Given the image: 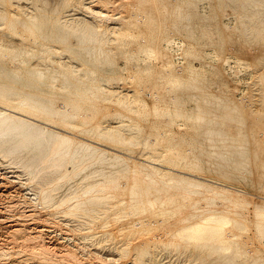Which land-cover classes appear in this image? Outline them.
<instances>
[{
    "label": "bare ground",
    "instance_id": "1",
    "mask_svg": "<svg viewBox=\"0 0 264 264\" xmlns=\"http://www.w3.org/2000/svg\"><path fill=\"white\" fill-rule=\"evenodd\" d=\"M21 1L23 3V0H0V155H2V157L6 155L15 156L23 151L29 150L31 146H38L39 148L38 147L37 148L39 150V154H37V157L35 156L36 158L35 159L33 158L34 160L31 159L32 157H30V159L28 158L29 160H27L26 157L25 159L30 163L27 164L26 166L24 165L25 167L23 166L22 167L25 169V171H27L28 183L26 185L30 186L33 183L37 182V180L40 179V176L42 177L41 178L42 182L40 183V186H38L39 187L38 190L35 189L36 187L35 188L33 187L34 186L33 184L32 187L34 188L33 190L34 193L30 192L31 193L30 195H32L33 197H28V196L24 197V195L21 196L20 195L21 192L17 191L18 189L13 190L15 188L14 187L15 185L13 186L12 184V187L11 184L10 186L8 185L9 182L7 186L5 185L3 186L0 183L2 187H4V189L0 188V204L1 205L3 204L1 202L4 201V199L7 198L13 199L15 197H19L21 199L25 198L24 201L21 202L25 203L24 205L27 204L30 207L32 204L31 205L29 204L33 203V204H37V206H42L44 209H46L49 206L53 207L54 209L49 208V210L52 209L51 210L52 213L55 211V208L58 210L61 209L63 210V213H65L63 214V216L74 215L75 217L79 216L81 218L83 216H88L90 217L89 219L91 221L88 220L87 221L91 222L92 228L94 230L95 229L102 230V233L105 234L109 232V236L111 235L110 238H112V240L118 241L119 239H124L123 240L124 242L122 240L121 242L125 244L117 246L119 248L121 247L120 250L121 252L123 251L122 253L128 252L126 251V248L128 249V247L131 246L133 247L134 251H137L136 253L139 254L140 260L143 261L146 256H150V257L154 256L156 247H158L161 244L162 245L165 244L168 247L167 249H169V245L175 244L177 245V247L176 246L175 248L172 247V249L174 248L176 250L178 247L183 248L189 246V244L192 242H196L197 245H202V247L205 246V248L208 247L212 249L211 251L214 250L216 253L223 252L225 253V255H227L226 258H228L229 255L235 252V248L233 244L237 245L241 242L244 245L249 246V249H247L248 257H250V254L252 256V254L256 253L259 247L258 248L251 247L253 242L251 241L250 238L251 236L247 234V229L249 227L247 224L248 212L246 210V207H244L241 201L238 199V194H240L241 192L239 193L238 192L239 190L232 187H228L227 185L224 184V182L223 184L218 182V180H215L216 178L214 179L215 181L214 180L212 181L210 177L207 176V174L204 172L205 170L203 171V165L200 160L201 157L198 158L196 156L195 150L197 149L196 146L198 143L194 147L192 142V141L195 142L197 137L195 136L196 137L195 140L194 139L189 140L185 137V135L187 136L191 134V130L189 128V125L187 124H194L190 122L195 121V125L199 124L204 128L203 131L204 146H205L204 148L208 159L207 162H209L208 168L210 170L208 172L211 173L214 170H216V172L217 170H221L219 176L222 177L221 179L227 182L228 181L233 182L234 180L236 181L238 180V182L240 183L239 180H243V182L252 180L253 182L256 183L255 185H258V187L262 186V191H264V87L262 88L263 89L262 92L259 90V92L262 93L261 95L260 94L254 95L253 91L250 92L248 91L249 93L247 94L245 93L241 98H237V96H235L236 94L235 95L231 94L229 96L230 100H226L228 104V108L226 109H218V108L210 109L208 107L198 108L197 111H195L196 113L198 112V114H196L197 116L194 115L196 117L187 114L188 111H186V108L184 107V99L179 97L181 100V104H180L181 106L179 105H178L179 107L177 106L179 108L177 114L183 118V119L181 118L180 121L183 120L184 123H180V121H177L175 117L173 118L171 116L172 114L170 115V113L168 112L169 109L166 110V108H164L163 105L168 95H170L173 98V102L175 103L178 102L179 100L177 97V93H179L180 91L181 92L185 91L184 89L186 88L191 89V91L193 89H196L193 90L195 92H192L193 93L192 96L196 100L202 93L205 92L204 89L201 88L202 80H200L196 76V74H193V72H191L190 74L191 80L188 82V84L181 80L179 74L180 71L183 69V65L180 64H179L180 66L177 65L175 63V59L182 55L183 52H181L182 50L180 49L181 48L183 49V45L182 46L179 45V42L176 41V38H169L166 39L167 46L164 47L161 43L162 35L165 34L164 32L170 29L176 31L179 28L180 29L186 28L188 30L187 32L185 29L186 33L189 34L190 33L189 31L193 33L195 31L193 29V19L195 16L194 11L198 14V8L200 2L204 3V1H209L210 12L199 14L198 16L204 21L207 20L214 21L216 25L219 26L220 23L217 18V9L215 6V2L217 1L222 8V13L224 17L225 16L229 17L230 13L232 12L237 17V23L235 26H229L225 24L220 25V27L222 28L219 34L220 43L224 46L227 43V41L230 40L229 33L231 32L242 33L243 36H246L247 38L249 36L248 31L250 29L248 31L246 30L248 26L245 25L244 22L245 18L243 17L246 15H242L241 13L234 12L233 8L230 5L236 0H195V1L165 0L164 3L162 2V0H119V1L99 0L98 3H100L101 7L104 8V9L101 8L99 10L92 8L93 6L90 7L84 4L82 1L76 2V0H65L63 6L64 5L69 6L71 4L74 5V3H76L73 10H75L77 13H79L78 11L80 12L85 11V13L89 12V15L91 14V16L93 17V21L94 18L97 19V22L99 23V24L97 23V25L94 22L91 21L90 22L92 23V26H97L98 28L100 27V29L88 30L85 28L88 31H86L84 36L83 35L82 36L84 41L87 40L89 37V42L98 44V48H100L99 52L102 51L104 52L103 54L105 55L106 53H108L109 50H111L110 52H112L111 48L109 50L105 49V44H104L105 41L103 43L99 40L101 36L106 34L105 33L106 31L108 32L112 29L110 24H115L117 22H120V28H119L121 29L120 35L121 38L123 37L122 40L120 38V45H121V49H123L124 51L127 49V53L124 56L126 60L131 62L135 59L136 54L144 53L145 55L149 56L148 58L150 59L154 58L157 61L156 65H145L143 68H140L138 64L128 63V66L126 68L128 72L125 70L127 74L129 73L128 76L127 77L120 76L122 82L125 81L124 82L125 85H127L129 81L133 82L134 85L133 83L132 85L135 86L136 89L133 92L131 91L133 90V88L129 91H125L126 92L125 95L127 96V98H130L128 102L127 101L125 102L122 98L116 97L113 94L114 92L124 93V90H126L125 87H118V89L120 90L118 91V90H112L116 86L114 88H109V89L103 88V84L101 82H99L98 80L94 81V79L91 78H86L85 80L79 79V81H77L76 78L78 77H76L75 73L71 71V69L73 70V68L71 69L66 68L62 64L63 62L60 63L59 60L56 59V56H58V54L60 53L58 52L59 49L57 50L55 48V47L58 48V46L54 47L53 44L61 43L59 39L63 38L64 40L63 36L66 37L67 34L65 33H67L68 31L66 29V32L65 33L63 32L64 35L62 37L60 36L61 34H59L57 25L58 23L62 22L63 15L61 12H59V9H57V7L56 9L58 11H54L53 13L54 17L52 18L51 16L48 17L47 12L49 10L48 8H51L52 5H56L59 1L57 2L56 0H40L39 3L40 2L42 3L41 5L42 8L41 7L39 8L38 4H33L32 6H30L29 5L30 3L26 5L23 3L25 6L24 5L21 6L20 5ZM61 1L62 0H60V2ZM242 1H239L238 8L245 9V7L248 6H245L246 5L245 4L242 7L240 5L242 4ZM247 1H251L253 6L255 5L254 3L256 1L257 3H259L260 6L262 5L264 9V0H258V1L247 0ZM90 2H92V0L89 1V4ZM193 3L196 4L197 6L195 10L192 9ZM257 3L255 6H257ZM259 5L258 7L260 8ZM262 6L260 9H262ZM255 8L257 9V7ZM109 10L112 11L114 10L115 13H113L114 11L110 12ZM256 12L257 11H255V13ZM262 13L264 12L262 11ZM253 15L254 14H252V16ZM257 15L258 14H255L256 17H258ZM65 16L67 17L68 15ZM247 16L249 17V15ZM247 16H246V20H247ZM221 20L223 19L221 18ZM249 20L252 21L254 20V18L253 19L250 18ZM256 20L257 18L253 23H256ZM73 21L75 23L74 19ZM73 21L71 22L73 23ZM258 22L259 21L257 20V24ZM107 24H109L110 25L109 27L111 28H107V27L105 28L109 30L106 29V31H104L103 29H101L104 26H107ZM248 25H250V23H248ZM256 25L254 27H256ZM260 25L261 24H258V26ZM117 26H114V28L112 29L113 32L115 31ZM206 27L208 28V26ZM77 28L78 27H76V29ZM260 28H264V27L260 26ZM255 29L256 28L252 30ZM62 30L65 31L64 28ZM69 30L71 31L72 29ZM252 30H250V32ZM185 31L183 32L185 33ZM260 31L258 30V33L260 35L258 36L259 38L261 37L264 40V31H262V29H260ZM84 32L85 31L83 30V33ZM217 32L218 30L216 29V33ZM72 33L74 32L72 31ZM179 33L181 32L179 31ZM191 33L190 35L187 36L192 37ZM69 35L71 36V33ZM108 36H111V34ZM187 36L185 35L183 37H187ZM115 37L116 36H114V38ZM78 40L77 38L76 39L73 38L72 41L78 42ZM116 40H119L118 37ZM257 40L258 39H256V41ZM77 42L76 44H79L81 42V39L79 40V43ZM101 43H103L104 45H101ZM81 45L80 48H82ZM92 45L93 44L91 43V46ZM83 47H87V45L86 46L83 45ZM174 48L179 49L180 52L177 53L176 51L173 52ZM87 50L88 49H86V51ZM195 50L196 49L194 47V51ZM185 51L187 52V50ZM99 52H97V54H99ZM188 52H189V48H188ZM113 53H115L114 50ZM86 55H88V53ZM41 56L43 57V59L41 58ZM112 56H117V55L112 54ZM60 58H61V54H60ZM106 58L107 60L108 59L110 60V58L112 57L108 58L106 56L105 59ZM39 59H42V61H39ZM60 61L62 60L60 59ZM97 61L99 62L100 60L97 59ZM111 61L109 62L112 63ZM70 62L73 61L71 60ZM109 62L106 63L109 64ZM114 66L115 64L110 67H114ZM51 71L53 73H50ZM263 72H264V68H263ZM98 74H100L98 71L91 70L92 78H94ZM115 79L118 78L116 77ZM70 80H73V83L78 84L81 88L85 90V92L84 91L80 92V89L74 90L75 89L73 87L74 85L72 86L74 89H70L69 88L70 86H66L68 85L66 82ZM143 82L144 85L142 84ZM75 86L77 87V85ZM146 89L149 90L148 91L149 93L147 92ZM236 89L238 90L237 86ZM64 91L68 95L63 97ZM234 93H236V91H234ZM220 95L223 96V94ZM226 95L227 94H225V96ZM148 96H150L151 99L146 98ZM216 102L217 101L215 100V102H208L206 104L209 106L210 104L213 105L216 104ZM223 107L225 108V105ZM108 117H114L115 119H119V118L123 119V117H128L131 118L132 120L137 121L140 124L134 121L133 123L134 124L136 123L135 125L137 126L138 129L137 133L138 134L140 133L141 137L136 136L137 134L134 135L132 138L131 137L127 138L128 136L124 137L122 135L123 133L121 131L122 129L120 130L119 128L116 127L118 125L112 126L115 121L112 122V125H110L111 123L109 124V122L111 120L109 122L105 120ZM118 122L116 121L117 124ZM39 123L42 125L45 124L44 125L45 127L46 124H51V126L55 124L56 126H58V128H60L61 126V128H65V130L67 131H75L74 133L77 134L76 136H80V135L87 136L90 138V140L92 139L93 141H96L99 145L95 146L94 145L95 142H93V144L78 142L79 140H76L78 137L74 139L72 138L73 135H70L71 137H69L68 135H61L63 133L57 131L58 130L57 127H56L57 130L55 129L54 131H57L59 133H57L56 135L52 134L49 132L48 128H45L44 126L43 128L42 125H40ZM126 126L128 127V125ZM174 127H177L178 131H173L172 129ZM62 131L64 130L62 129ZM132 132L134 134V131ZM64 133L66 134V132ZM195 133H197V131ZM50 135L51 137H49ZM198 136L200 135L198 134ZM190 137H194V136L190 135ZM80 141H84V140L80 139ZM51 143H54V145H50ZM45 144L50 146L44 147ZM100 144L104 146L110 145L113 147V148L111 147L113 150H116L119 153L120 152L128 153L127 155L129 157L128 158L124 157L123 155L117 154V152L112 153L114 152L113 150H111L112 151L111 152L109 150L100 148L102 147L100 146ZM251 145H253V149L251 148ZM200 147L202 149V146ZM44 148L45 151L43 150ZM28 153H30V151ZM23 158L17 157L16 161L18 162L15 163L17 164L22 162ZM205 158L204 157L202 158L203 161L205 160ZM140 160L141 161L144 160L145 163L141 162ZM66 163L71 164L73 166L72 171L75 172L80 171L79 172L80 175H81V171L87 169V167L89 170V167L96 164H108L111 167H117L120 165L123 166V172H118V173L115 172L117 173L116 175H114L113 172H112L113 174L106 175L108 173L105 172L106 174L104 173L105 174L104 175L102 172L100 173V170L95 171L90 176L88 177L86 176L85 178L91 179L90 177L93 176L98 177L97 174H101L102 177L104 176V179L100 178L101 180L99 179V181L95 179L97 180V182L95 181H94L95 183L91 182L92 184H89L87 186L85 185V187L82 188H79L78 187L79 184H78L77 185L78 188L76 190L70 188L73 192L71 193V191L69 192L67 191L68 195H66L67 194L66 193L65 194L66 196H63L61 199H59L58 197L59 199L58 200L56 195L55 197L53 195L55 189L54 190L51 189L53 188V185H51L52 182H50L51 179L48 181V178H53V177L56 178L58 174H56V176L54 174L53 177L49 175L48 177L47 175L48 172L46 170L52 169L53 173L57 171H62ZM67 166L69 168L70 165ZM67 166L66 169H68ZM96 167H98V165ZM92 168L90 170L94 169ZM49 172H50L49 174H51V170ZM68 172H67L68 174L67 173L62 175L60 174L61 176L59 175L60 179L58 180L60 181L63 180V182L65 180V182H67L66 177H69L67 175L72 173L71 171ZM61 173H63V171ZM58 180L56 182L54 181L55 183L54 185H56L57 182L61 183ZM252 181L251 183H253ZM79 183L80 185L81 183L85 184L86 181L85 183H83L81 180ZM60 187L61 186L57 188L60 189ZM106 189L108 193L105 192L103 194V192L106 191ZM108 190H111L114 194L118 196V198L117 200L115 198L116 207L114 210H110L109 208H108L109 210L106 209L108 213H110L109 211H111L112 215L110 217H107L105 215L107 217L106 220L105 219L102 220L103 218L102 216L104 215H102L101 209H98L101 211L99 213L98 210L97 211L95 210L94 206L97 208V206H99V204L101 203V200L105 198L104 195L110 194ZM55 193L57 194V192ZM204 199H209V200L205 201ZM111 200L112 201L114 200V196L112 197ZM216 200L225 204L226 207L221 209L215 206L216 204H214V202ZM201 202H205V204L202 205ZM219 202L218 204H220ZM255 202L257 203V201ZM252 203L254 204V202ZM9 208L12 209V206H10ZM43 208H41V210H43ZM41 210L40 212H42ZM104 210L103 212H106ZM6 211L10 212L11 210L8 209ZM1 213L2 212L0 210V214ZM95 213L98 214V216H95ZM59 214L60 213H57L55 214L57 216L53 215V217L55 216L56 218L58 216H62ZM12 215L15 216V214H11V216L9 217L0 218V225L6 224V222L11 223L9 226L6 224L7 226H5L4 228L6 229L8 228V231L10 232L12 237L11 239L14 240L13 241L14 243H19L20 240L28 241L25 242L27 243V245L28 243H30L29 241L31 242L35 241L34 243H37L36 247L34 246L32 247V249L34 250L31 252V256L33 255L32 256L33 259L36 260L43 259L42 263H44V260L48 261L49 259L47 258L48 256L51 255L52 257L54 254L60 253L61 255H63L60 256L61 258L58 257L59 259L57 258V260L51 258L50 260H55L54 262L57 261L56 263L64 264L67 261V260L65 261L66 258L64 257V255H66V257L68 256L67 259H69L70 254L73 253L75 255V253H77L75 252V250H73V247H71L72 249L70 250V248L66 246V243L64 244L63 242H59V240L57 242L55 239H53L55 235L53 237L52 235L56 233L55 231L56 229L52 231L50 228L47 229L46 221L48 218L45 219L43 215L40 214L38 215V213L36 214L33 211L28 213V215L26 216L20 215L25 220L22 219L20 216L16 217L18 219L15 218L14 220H12L13 219ZM66 217L67 216H65V219ZM78 219L79 218H77V220ZM79 220L81 221V223L83 222L82 221L83 219H79ZM84 223L86 222H83L82 224ZM61 225L62 224H60V226ZM67 225H69L70 227V224ZM84 225L82 226L84 227ZM73 229L76 230L75 227ZM88 229H90V226ZM255 229L257 235L255 237L261 240V246H263L264 248V220L261 223L256 224ZM80 231H83V229ZM91 231L88 232L87 234L92 235ZM60 232H62V230ZM77 232L78 231L76 230L75 233ZM64 233H60V235ZM95 233L97 234V232ZM72 234L74 235V233ZM78 234L80 233H77V235ZM83 234L84 233L82 232V236ZM73 235H69L70 237L71 236L72 237L71 238L67 237L65 241L70 240L72 243V241H74L75 238H77V236L74 238ZM102 236L105 237L107 235L103 234ZM78 239L77 241L81 240ZM224 239L229 240L230 244H225L223 242ZM255 240L256 239H254V241ZM83 242L84 241H82V243ZM86 242H88L87 239ZM76 243L78 244V242ZM259 243L255 242V244H259ZM19 245L21 246L22 244ZM25 245L23 244V246L26 248L27 245L26 246ZM30 246L31 244H29L28 246L29 249L31 248ZM79 246L80 248L77 247V250L80 249L82 251L81 247L83 246H81V244ZM23 248L22 250L21 249L19 250L23 251ZM83 248H84L83 249L84 253L86 254L87 251L85 252V247ZM0 250L2 251L4 250V248H0ZM80 250L78 251V254H80L79 253ZM238 250L239 249H237V251ZM134 251H129V252L133 253ZM162 251H159V253ZM121 252L120 255L123 257L124 254L122 255ZM257 253H259V258L256 261L259 263L260 261L264 260V255H262L264 251L261 252L262 254H260V252ZM74 255H71V258ZM57 256H59V254ZM77 256L78 255L76 254V257ZM130 256H132V254H130ZM76 257H74V259ZM126 258H127L126 256L125 258L123 257L124 260ZM198 258L200 259V257ZM202 258L203 257H201V259ZM41 260L40 263L37 261L38 264H41ZM100 260L101 258L99 259V262ZM119 260L116 258L115 259L112 258V260L109 259V262L113 261L114 262L113 264L115 263L117 264ZM27 261L28 259L25 260L22 259L16 262L14 261L13 263L11 261L10 264H24V263L27 264L26 263ZM69 261H73V259L72 260L69 259ZM78 261H74V262H78ZM152 261L156 262L155 258ZM49 262L51 264V261Z\"/></svg>",
    "mask_w": 264,
    "mask_h": 264
},
{
    "label": "rangeland",
    "instance_id": "2",
    "mask_svg": "<svg viewBox=\"0 0 264 264\" xmlns=\"http://www.w3.org/2000/svg\"><path fill=\"white\" fill-rule=\"evenodd\" d=\"M30 1V2H29ZM26 0V2H25V0H23V3L26 5V4H28V3H30L29 5L30 6H32L33 4H38V6H39V8L41 7V5H42V3L40 2L39 3V1L40 0ZM37 1V2H36ZM58 3L56 4V5H52V7L51 8H48L49 10H48V12H47V16L48 17H50L51 16V18L52 17H54V15H53V13H54V11H58L57 9H59V12H61L62 13V15H63V19H62V22H60V23H58V25H57V28H58V31H59V34H61L60 36L62 37L63 35H64V33L66 32V29H67V33H65V34H67L66 35V37H68V38H66L65 36H63L64 37V40H63V38H60L59 39V41L61 42V43H57V44H53V46L55 47V46H58V48L57 47H55L57 50H58V52L61 54V58H60V54H58V56H56V59L57 60H59V62L60 63H62L66 68H73V70L71 69V71L73 72V73H75V75H76V77H78V78H76L77 79V81H79V79H82V80H85L86 78H91V79H94V81L95 80H98L99 82H101L102 84H103V88H106V89H109V88H114L115 86V88L114 89H112V90H118V91H120L119 89H118V87H125L126 88V90H124V93L123 92H114L113 94L116 96V97H120V98H122L125 102L127 101L128 102V100H130V98H127V96L125 95V91H129V90H131L132 88H133V90H131L132 92L133 91H135L136 89H135V86H133L134 85V83L133 82H128L127 83V85H125V81L124 82H122V80H121V77H127L128 76V74H127V70H126V68H127V66H128V63L129 64H138V66H140V68H143L145 65H156L157 64V61L154 59V58H148L149 56H147V55H145L144 53H138V54H136V57H135V59L133 60V61H131V62H129L128 60H126V58L124 57L125 55H126V53H127V49L124 51L123 49H121V45H120V38H121V35H120V32H121V29H119L120 28V22H117V23H119V24H117V23H115V24H110L111 25V27H112V29L114 28V26H117V28L115 29V31L113 32V30L111 29L110 31H106V29L107 28H111V27H109L110 25L109 24H107V26H104L103 28H101V29H103L104 31H106L105 33V35H103V36H101V38H100V40L99 41H101V42H103L104 43V41H105V49L106 50H109L110 48L112 49V52H110L111 50H109L108 51V53H106V55L105 54H103L104 52H102V51H100L99 52V50H100V48H98V44H94L93 42H89V37H88V39L87 40H83V36H84V34L86 33V31H88V30H96V29H100V27L98 28L97 26H92V23L91 22H94V23H96V25H97V19H95L94 18V21H93V17L91 16V14L89 15V12H87V13H85V11H83V12H80V11H78L79 13H77L75 10H73L74 9V6L76 5V3H74V5H69V6H63V3H64V1L65 0H62L61 2H60V0H56ZM77 1H82L84 4H86V5H88V6H90V7H92V8H95L96 10H99V9H101L102 7H101V4L100 3H98V1L99 0H92V2H94V3H92V2H90V4H89V1H91V0H76V2ZM97 2V4H96V2ZM112 1H115V0H112ZM119 1V0H118ZM195 1V0H194ZM193 1V2H194ZM239 1H242V0H236L235 2H233V3H231L230 5H231V7L233 8V10H234V12H238V13H241L242 15H249V17L247 16V20H246V16H243L244 18H245V20H244V22H245V25H247L246 27V30L248 31L249 29L250 30H252V29H254V28H256L255 30H252L251 32H250V30L248 31V37L246 38V36H243V34L242 33H235V32H231V33H229V37H230V40H228L227 41V43L223 46L221 43H220V32H221V30H222V28L220 27V25H229V26H235L236 25V23H237V17L234 15V13L232 12V13H230V16L229 17H224V15H223V13H222V8H221V6L219 5V3L216 1L215 2V6H216V9H217V18H218V20H219V23H220V25L219 26H217L216 25V23L214 22V21H204L203 19H201L198 15L199 14H204V13H209L210 12V3H209V1H204V3L203 2H200V5H199V8H198V14L194 11V19H193V29L195 30L193 33H191V31H189L190 33H191V36L192 37H189V36H187V35H190V33L188 34V33H186V31L188 32V30L186 29V28H182V29H177L176 31L175 30H168V31H165L163 34L164 35H162V41H161V43H162V45L164 46V47H166L167 45V40L166 39H169V38H176V41L177 42H179V45H183V49H184V51H183V49L181 48L180 50H182L181 52H183L182 53V55L181 56H179L178 58H176L175 59V63L177 64V65H183V69L180 71V74H179V76L181 77V80L182 81H184L185 83H187L188 84V82L191 80L190 79V74H191V72H193V74H196V76L200 79V80H202V86H201V88L202 89H204V93H202L198 98H197V100L195 99V98H193V96H192V92H195V91H193V90H196V89H193L192 91H191V89H188V88H186V89H184L185 91H180L179 93H177V97H178V102H173V98L170 96V95H168L167 97H166V101L163 103V105H164V108H166V110H168V112L170 113V115L174 118L175 117V119L177 120V121H180L181 120V116L180 115H178L177 113V111H178V107L179 106H181L180 104H181V100H180V98H183L184 99V107L186 108V111H188L187 112V114L188 115H190V116H194V115H196V114H198V112L196 113L195 111H197V109L198 108H202V107H204V108H210V109H214V108H218V109H226V108H228V104H227V102H226V100H230V95L231 94H236L235 96H237V98H241L245 93L247 94V93H249L250 91H253V93H254V95H261L262 93H260L259 92V90L262 92V88L264 87V72H263V68H264V40L261 38H259V33H258V30L260 31V29H262V31H264V28H260V26L261 27H264V20H262V19H264V13H262V11L264 12V9H263V6H262V9H260L261 8V6L259 5V3H257L256 1H255V5H256V3H257V6H253V4L251 3V1H245V0H243L242 1V4H240L242 7L245 5V6H248V7H245V9H243V10H245V11H243L241 8H238V3H239ZM245 1V2H244ZM258 1V0H257ZM162 2L164 3L165 2V0H162ZM22 1L20 2V5L21 6H23L24 4L22 3ZM195 3V2H194ZM193 3V5H192V9H196L197 8V6H196V4H194ZM40 4V5H39ZM60 4H61V6H60ZM99 4V5H98ZM248 4H250V5H248ZM24 5V6H25ZM258 5L260 6V8L258 7ZM54 7V8H53ZM56 7H57V9H56ZM68 7V8H67ZM100 7V8H99ZM250 7H253V8H250ZM255 7H257V9L255 8ZM42 8V7H41ZM62 9V11H61V9ZM98 8V9H97ZM52 9H54V10H52ZM56 9V10H55ZM65 9V10H64ZM70 9V10H69ZM102 9H104V8H102ZM252 9H253V11H252ZM256 9V10H255ZM73 10V11H72ZM247 10H248V13H247ZM250 10V11H249ZM52 13H51V12ZM64 11V12H63ZM70 11V12H69ZM110 12L112 11V10H109ZM114 11V10H113ZM112 11V12H113ZM243 11V12H242ZM255 11H257L256 13H255ZM259 11H261V12H259ZM71 13V14H69V13ZM244 12H246V13H244ZM251 12V13H250ZM76 13V14H75ZM80 13H82V14H80ZM113 13H115V11L113 12ZM260 13V14H259ZM77 14H79V15H77ZM252 14H254L253 16H252ZM255 14H258L257 16L258 17H256L255 16ZM263 14V15H262ZM53 15V16H52ZM65 15H68L67 17L65 16ZM69 15H71V16H69ZM73 15V16H72ZM75 15V16H74ZM223 15V16H222ZM250 15H251V17H250ZM254 18V20H252V21H250L249 19L251 18V19H253ZM67 20H66V19ZM79 18H81V19H79ZM221 18L223 19V20H221ZM249 18V19H248ZM257 18V20L259 21L258 22V24H261L260 26H258V24H257V20H256V23H253V22H255V19ZM259 18H262V19H259ZM73 19L75 20V23H74V21H73ZM65 20H66V22H65ZM80 20V21H79ZM84 20V21H83ZM71 21H73V23L71 22ZM77 21H78V23H77ZM81 21H82V23H81ZM91 21V22H90ZM96 21V22H95ZM261 21H262V23H261ZM80 22V23H79ZM87 22H89V23H87ZM247 22V23H246ZM71 23V24H70ZM85 23H86V25H85ZM210 23V24H209ZM248 23H250V25H248ZM61 24H62V26H61ZM66 24V25H65ZM70 24V25H69ZM74 24V25H73ZM81 24V25H80ZM88 24V25H87ZM99 24V23H98ZM251 24H252V26H251ZM257 24V25H256ZM69 25V26H68ZM73 25V26H72ZM78 25V26H77ZM95 25V24H94ZM213 25V26H212ZM256 25V27H254ZM59 26H60V29H59ZM66 26V27H65ZM85 26V27H84ZM205 28H204V27ZM206 26H208V28L206 27ZM62 27V28H61ZM69 27V28H68ZM74 27V28H73ZM76 27H78L77 29H76ZM79 27H80V29H81V31H80V29H79ZM94 27V28H93ZM105 27H107V28H105ZM209 27H211V28H209ZM214 27V28H213ZM65 29V31L64 30H62V29ZM88 29V30H86V29ZM105 28V29H104ZM204 28V29H203ZM219 28V29H218ZM252 28V29H251ZM258 28V29H257ZM260 28V29H259ZM69 29H72L71 31L69 30ZM74 29V30H73ZM85 31L84 33H83V30ZM184 29V30H183ZM185 29H186V31H185ZM215 29V30H214ZM216 29L218 30V32L216 33ZM61 30H62V32H61ZM80 31V33H79V31ZM107 30H109V29H107ZM210 30V31H209ZM70 31V32H69ZM72 31L74 32V33H72ZM78 31V32H77ZM175 31V32H174ZM178 31V32H177ZM179 31L181 32V33H179ZM183 31H185V33L183 32ZM213 31V32H212ZM64 32V33H63ZM113 32V33H112ZM116 32V33H115ZM177 32V33H176ZM183 32V33H182ZM205 32V33H204ZM215 32V33H214ZM71 33V36L69 35ZM77 33V34H76ZM173 33V34H172ZM250 33H253V34H250ZM255 33H258V34H255ZM260 33H261V31H260ZM75 34H76V36H75ZM111 34V36H108V35H110ZM167 34V35H166ZM176 34V35H175ZM179 34V35H178ZM183 34V35H182ZM216 34V35H215ZM11 35V34H10ZM83 35V36H82ZM172 35V36H171ZM187 36V37H183V36ZM257 35V36H256ZM259 35V36H258ZM69 36H70V39H69ZM73 36V37H72ZM75 36V37H74ZM113 36V37H112ZM114 36H116L115 38L117 39V37H118V39L119 40H116L115 38H114ZM176 36V37H175ZM178 36V37H177ZM212 36V37H211ZM227 36V35H226ZM79 37H80V39H81V42L79 43ZM189 37V38H188ZM66 38V39H65ZM73 38L74 39H76L77 38V40H78V42L77 41H72L73 40ZM123 38V37H122ZM122 38H121V40H122ZM105 39V40H104ZM213 39V40H212ZM256 39H258L257 41H256ZM70 40V41H69ZM83 40V41H82ZM103 40V41H102ZM260 40H261V43H263V44H261L260 43ZM263 40V41H262ZM66 41V42H65ZM72 41V42H71ZM107 41V42H106ZM76 42L77 43H79L80 45L82 44V43H84V44H82L81 45V47L82 48H80V45L79 44H76ZM111 42H113V43H111ZM88 43H89V46H88ZM91 43L95 46H91ZM103 43H101V45H104ZM183 43V44H182ZM185 43V44H184ZM191 43V44H190ZM258 43V44H257ZM75 44V45H74ZM194 45V47H195V51H194V47H193V45ZM257 44V45H256ZM262 46H261V45ZM59 45H61V46H59ZM69 45H71V46H69ZM72 45H73V47H72ZM83 45L84 46H86L87 45V47H83ZM260 45V46H259ZM65 46H67V47H65ZM79 46V47H78ZM184 46H185V48H184ZM72 47V48H71ZM81 49V50H79V49ZM84 48V49H83ZM88 49L87 51H86V49ZM188 48H189V52H188ZM261 48H263V49H261ZM63 49H65V50H63ZM192 49V50H191ZM261 49V50H260ZM94 50H95V52H94ZM96 50H97V52H99V54H97V52H96ZM113 50H114V52L115 53H117V54H115V53H113ZM117 52H116V51ZM180 50L179 49H177V48H174L173 49V52H175L176 51V53L177 52H180ZM185 50H187V52L185 51ZM84 51V52H83ZM89 51H91V52H89ZM122 51V52H121ZM80 52V53H79ZM119 52V53H118ZM259 52V53H258ZM69 53V54H68ZM85 53V54H84ZM88 53V55H86ZM90 53V54H89ZM96 55H99V56H96ZM256 53H258V54H256ZM92 54V55H91ZM94 54V55H93ZM101 54V55H100ZM112 54H114V55H117V56H112ZM111 55V56H110ZM75 56V57H74ZM96 56V57H95ZM112 57V58H110V60L109 61H111L113 58V60L111 61L112 63H110L108 60H107V58L105 59V57ZM119 56V57H118ZM122 56V57H121ZM64 57V58H63ZM101 57H103V58H101ZM141 57V58H140ZM41 58L43 59V57L41 56ZM63 58V59H62ZM99 59L100 61L98 62L97 61V59ZM137 58V59H136ZM148 58V59H147ZM183 58V59H182ZM42 59H39V61H42ZM60 59L62 60V61H60ZM96 59V60H95ZM153 59V60H152ZM73 61V62H70V61ZM103 60V61H102ZM139 62H138V61ZM115 61V62H114ZM128 61V62H127ZM150 61V62H149ZM67 62V63H66ZM69 62V63H68ZM104 62V63H103ZM106 62H109V64L108 63H106ZM183 63V64H182ZM66 64V65H65ZM70 66H68V65ZM73 64V65H72ZM104 64H105V66H104ZM112 64V65H111ZM115 64V66L114 67H110V66H113ZM140 64V65H139ZM179 65V66H180ZM79 66H81V67H79ZM85 66V67H84ZM219 66V67H218ZM190 68V69H189ZM84 69V70H83ZM90 69V70H89ZM99 69V70H98ZM91 70H96V71H98L100 74H98V75H96L94 78H92V76H91ZM114 70H116V71H114ZM127 72H126V71ZM53 71V70H52ZM50 72V73H53V72ZM116 72V73H115ZM261 72V73H260ZM78 73V74H77ZM80 73V74H79ZM259 73H260V75H259ZM82 74V75H81ZM84 74V75H83ZM86 74V75H85ZM106 74H107V76H106ZM114 74V75H113ZM117 74V75H116ZM50 75H52V74H50ZM84 76H87V77H84ZM121 76V77H120ZM184 76H185V78H184ZM118 78V79H115V78ZM183 77V78H182ZM75 79V80H76ZM185 79V80H184ZM187 80V81H186ZM110 81V82H109ZM118 81V82H117ZM119 81H120V83H119ZM262 82V83H261ZM68 85H66V86H70L69 88L70 89H74V90H79L80 89V92H85V90L83 89V88H81L78 84H74L73 83V80H70V81H68V82H66ZM73 83V84H72ZM132 83H133V85H132ZM70 84V85H69ZM143 85H144V82L142 83ZM235 84H237V85H235ZM258 84V85H257ZM74 85V86H73ZM75 85H77V87L75 86ZM108 85V86H107ZM131 85H132V87H131ZM261 85V86H260ZM74 88H73V87ZM108 88H107V87ZM126 86H128V87H126ZM233 86H234V88H233ZM236 86H237V88H238V90L236 89ZM224 88V89H223ZM227 88H228V90H227ZM83 89V90H82ZM230 89V90H229ZM234 90V91H236V93H234V91H232V90ZM252 89V90H251ZM82 90V91H81ZM147 90V92L149 91L148 89H146ZM146 90H145V92H146ZM222 90V91H221ZM225 90V91H224ZM220 91V92H219ZM249 91V92H248ZM131 92V93H132ZM186 92V93H185ZM64 93V95H63V97L64 96H66V95H68L65 91L63 92ZM149 93V92H148ZM182 94V95H181ZM219 94V95H218ZM220 94H223V96L222 95H220ZM225 94H227L226 96H225ZM60 95V94H59ZM216 95H218L219 97H221V98H219L218 96H216ZM185 96V97H184ZM180 97V98H179ZM227 97V98H226ZM146 98H150L151 99V97L150 96H148V97H146ZM225 99V100H223V99ZM150 99H148V100H150ZM257 99V98H256ZM215 100L217 101L216 102V104H210L209 106L206 104V103H208V102H215ZM222 102H221V101ZM185 101H186V103H185ZM198 102V103H197ZM225 103V104H224ZM173 105H174V107H173ZM179 105V106H178ZM225 105V108L223 107ZM172 106V107H171ZM178 106V107H177ZM176 107V108H175ZM244 107V106H243ZM173 108H174V110H173ZM176 111V112H175ZM176 114H177V116H176ZM197 116V115H196ZM196 116H194V117H196ZM180 117V118H179ZM183 119V118H182ZM105 120H107L108 122H109V124L110 125H112V122H114L113 123V125L112 126H116V125H118V126H116L117 128H119L123 133H122V135L124 136V137H127V138H132L134 135H136V136H139V137H141V134L139 133H137V131H138V129H137V126L133 123V121L134 122H137V121H135V120H132L131 118H128V117H123V119L122 118H119V119H115L114 117H108V118H106ZM118 120H119V122H118ZM123 120V121H122ZM151 120V119H150ZM149 120V121H150ZM116 121L118 122V124L116 123ZM119 123H120V125H119ZM123 123V124H122ZM132 123H133V125H132ZM138 123V122H137ZM180 123H184L183 122V120L182 121H180ZM186 123V122H185ZM190 123H194V124H187V125H189V128H190V130H191V136L193 135L194 137L196 136L197 137V139H196V137L194 138V137H190V135H185V137L187 138V139H196V141L194 142V141H192L193 142V145H194V147L196 146V144H197V146H196V150H195V152H196V156L198 157V158H200V160H201V163H202V165H203V171L207 174V176L208 177H210V179L213 181L215 178V180H218V182H220V183H222L223 184V182H224V184L225 185H227L228 187H232V188H235V189H237V190H239L238 192L240 193V194H238V199L241 201V203L243 204V206L244 207H246V210H247V217H248V220H247V224H248V229H247V234L249 235V236H251L250 238H251V241L253 242V244H252V246L251 247H253V248H258L257 250V252H260V254H262L261 252H263L264 251V248H263V246H261V240L259 239V238H257V237H255V236H257L256 235V229H255V226H256V224H258V223H261L263 220H264V195H262V194H264V191H262V186H259L258 187V185H255L256 183L255 182H253L252 180H248V181H245V182H243V180H239L240 181V183L238 182V180L236 181V180H234L233 182L232 181H224L223 179H221L222 177H220L219 175V173H220V171L221 170H217V172H216V170H214L213 172H211V173H209L208 171H210L209 170V168H208V163L209 162H207L208 161V159H207V156H206V153H205V146H204V136H203V131H204V128L202 127V126H200L199 124H196L195 125V121H193V122H190ZM40 124V123H39ZM130 124V125H129ZM138 124H140V123H138ZM147 124V123H146ZM40 125H42V124H40ZM45 125V124H44ZM44 125H42V127L44 126ZM49 125V126H48ZM124 125V126H123ZM126 125H128V127L126 126ZM48 126V127H47ZM55 126V127H54ZM196 126H197V128H196ZM45 127V126H44ZM43 127V128H44ZM56 127H57V129H56ZM123 127V128H122ZM133 127V128H132ZM200 127V128H199ZM45 128H48L49 129V132L50 133H52V134H57V133H63V134H61V135H68L69 137H71L70 135H73L72 136V138H77L76 140H79L78 142H85V143H89V144H93V142H95L94 143V145L95 146H97V145H99L96 141H93L92 139L90 140V138L89 137H87V136H83V135H80V136H76L77 134L76 133H74L75 131H67V130H65V128H61V126H60V128H58V126H56L55 124H53L52 126H51V124H46V127ZM53 128V129H52ZM145 128H147V127H145ZM57 130V131H59V132H57V131H54V130ZM62 129L64 130V131H62ZM131 129H133V130H131ZM176 129V130H175ZM178 128L177 127H174L172 130L173 131H178L177 130ZM130 130V131H129ZM199 130V131H198ZM132 131H134V134H133V132ZM193 131V132H192ZM197 131V133H195ZM56 132V133H55ZM64 132H66V134L64 133ZM69 132H71V133H69ZM68 133V134H67ZM127 133V134H126ZM49 134V133H48ZM124 134H126V135H124ZM196 134V135H195ZM198 134L200 135V136H198ZM74 135H75V137H74ZM54 136V135H53ZM49 137H51V135L49 136ZM81 137V138H80ZM83 137H86V138H83ZM138 137V138H139ZM88 138V139H87ZM199 138V139H198ZM80 139H82V140H84V141H80ZM85 139H87V140H85ZM75 140V141H76ZM88 140H90V141H88ZM87 141V142H86ZM199 141V142H198ZM53 142V141H52ZM201 142V143H200ZM203 142V143H202ZM200 143V144H199ZM46 145V144H45ZM44 145V147H47V146H50V145H54V143H51L50 145H46L45 146ZM202 146V149H201V147L200 146ZM100 146H102V147H100ZM100 146H98V147H100V148H103V149H106V150H109V151H111V150H113L112 148V146H110V145H107V146H104V145H101L100 144ZM108 146H110V147H108ZM33 147V148H32ZM38 146H31L30 148H29V150H26V151H23V152H21V153H19V154H17V155H15V156H9V155H6V156H3L2 157V155H0V183L4 186H7V184H8V182H9V186H10V184H11V187H12V184H13V186L15 187L13 190H16V189H18L17 191H20L21 193H20V195L22 196V195H24V197L25 196H28V197H33L32 195H30L31 193H34V188L35 189H39V187L38 186H40V183L42 182L41 180V176H40V179L39 180H37V182H35V183H33L34 184V186H33V184L32 185H30V186H28V185H26L28 182H27V180H28V176H27V171H25V169L23 168V167H25L27 164H29L30 162H28L27 160H29L30 159V157H32L31 159L32 160H34L36 157H37V154H39V150H38V148H37ZM53 147V146H52ZM112 147V148H111ZM200 148V149H199ZM251 148L253 149V145H251ZM34 149H35V151H34ZM44 151H45V148L43 149ZM199 150V151H198ZM30 151V153H28ZM114 152H112V153H116L117 152V154H120V155H123L124 157H129L127 154L128 153H125V152H118V151H116V150H113ZM35 153V154H34ZM123 153V154H122ZM202 154H203V157L205 158V160L203 161V157H202ZM22 155V156H21ZM34 155V156H33ZM111 155V154H110ZM23 156H24V158H23ZM29 156V157H28ZM36 156V157H35ZM112 156V155H111ZM17 157H20V158H23V161L22 162H20V163H15V162H18V161H16L17 160ZM27 157V158H26ZM27 160H26V159ZM29 158V159H28ZM34 158V159H33ZM11 159V160H10ZM14 160V161H13ZM31 161V160H30ZM141 161V160H140ZM12 162V163H11ZM27 162V163H26ZM141 162H144L145 163V161L144 160H142ZM14 163V164H13ZM67 164V163H66ZM65 164V167H63L64 169L62 170L63 171V173H61L62 171H57V172H59V173H57V172H54L53 173V170L52 169H50L51 170V174H49L50 172V170L48 169V170H46L47 172V175H48V177H49V175L51 176V177H53L54 176V174H55V176H56V174H58L57 175V177L56 178H48V181L50 180V182H52V184L51 185H53V188H51L52 190H54L55 189V191L53 192L54 194V197H55V195H56V197H57V199H58V197H59V199H61L63 196H66V195H68V193H67V191L69 192V191H71V193L73 192L71 189H73V190H76L78 187L79 188H82V187H85V185L87 186V185H89V184H92V183H95V182H97V180L99 181V179L101 178V179H104V176L102 177L101 176V174H97L98 175V177L97 176H93V177H90L91 179H89V178H85L86 176L88 177V176H90L92 173H94L95 171H98V170H100V173L102 172L103 174L106 172V173H108V174H106V175H110V174H113L114 173V175H116L118 172H123V166H117V167H111V166H109L108 164H96V165H93V166H91V167H89V170H88V167H87V169H85V170H83V171H81V175H80V171L79 172H75V171H72L73 170V166L71 165V164H67V165H70L71 166V168H70V166H69V168H68V166ZM25 165V166H24ZM98 165V167H96ZM100 165V166H99ZM23 166V167H22ZM66 166H67V168L68 169H70V170H68V169H66ZM95 166V167H94ZM94 169H93V168ZM101 167V168H100ZM111 167V168H110ZM205 167V168H204ZM23 168V169H22ZM93 169V170H90V169ZM113 168V169H112ZM208 170H207V169ZM66 170V171H65ZM103 170V171H102ZM68 171H71L70 173L72 174V176H73V178H72V176H71V174H69V175H67V176H69V177H66V180H67V182H65V180H64V182H63V180H58V179H60V177H59V175L61 174H65V173H67ZM76 171H78V170H76ZM84 171H85V173H84ZM87 171V172H86ZM108 171V172H107ZM219 171V172H218ZM74 172H75V174H74ZM83 172V173H82ZM113 172V173H112ZM115 172H117V173H115ZM69 173V172H68ZM67 173V174H68ZM79 173V174H78ZM215 173H217V174H215ZM74 174V175H73ZM104 174V175H105ZM60 175V176H61ZM218 175V176H217ZM2 176V177H1ZM4 177V178H3ZM213 177V178H212ZM6 178V179H5ZM70 179V180H69ZM73 179V180H72ZM84 179H86V180H84ZM95 179H97V180H95ZM100 179V180H101ZM3 180V181H2ZM9 180V181H8ZM20 180V181H19ZM60 181L61 183H59V182H57V183H59V184H57L56 183V185H54L55 183H54V181L56 182V181ZM82 180V182L83 183H85V181H86V183L85 184H82L81 183V185H83V186H81L80 185V181ZM89 180V181H88ZM214 180V181H215ZM223 180V181H222ZM5 181H7V182H5ZM17 181V182H16ZM70 181V182H69ZM95 181V182H94ZM242 181V182H241ZM251 181L253 182V183H251ZM3 182V183H2ZM13 182H15V183H13ZM26 182V183H25ZM87 182H89V183H87ZM92 182V183H91ZM24 183H25V185H24ZM228 183V184H227ZM0 184V188L1 189H4V187H2V185ZM76 184V185H75ZM79 184V185H78ZM37 185V186H36ZM75 185V186H74ZM77 185H78V187H77ZM253 185H255V186H253ZM34 188H33V187ZM59 186H61L60 187V189L59 188H57V187H59ZM81 186V187H80ZM19 187H21V188H19ZM24 187V188H23ZM31 187V188H30ZM48 187V186H47ZM76 187V188H75ZM261 187V188H260ZM31 189V190H29V189ZM33 188V189H32ZM71 188V189H70ZM261 190H260V189ZM6 189V188H5ZM56 189H57V191H56ZM69 189V190H68ZM241 189V190H240ZM58 190H59V192H58ZM105 190V189H104ZM109 191V193L110 194H114L111 190H108ZM257 191V192H256ZM23 192V193H22ZM31 192V193H30ZM55 192H57V194L55 193ZM108 193L107 192V189H106V191H104L103 192V194L104 193ZM112 192V193H111ZM243 192V193H242ZM67 193V194H66ZM245 193H247V194H245ZM16 194V193H15ZM66 194V195H65ZM102 194V195H103ZM110 194H105L104 195V199L103 200H101V203L99 204V206H97V208L94 206V208H95V210L97 211L98 209H101V211L100 210H98V212L100 213H102V215H104V216H102L103 218H102V220H106V218L107 217H110L112 214H111V211H109L110 213H108V211H106V209L107 210H114L115 209V207H116V200H117V198H118V196L116 195V194H114L113 196H114V200L112 201L111 199H112V195H110ZM59 195H62V196H59ZM116 195V196H115ZM253 195V196H252ZM258 195V196H257ZM248 196V197H247ZM250 196V197H249ZM111 197V198H110ZM252 197V198H251ZM115 198H116V200H115ZM261 198V199H260ZM21 198H19V197H15V198H7V199H4V201H2L1 203H3L2 205L0 204V210H1V214H0V218H6V217H9V216H11V214H15V216H13V219L12 220H14L16 217H18V216H26V215H28V213H30L31 211H33L34 213H38V215L40 214V215H43V217L46 219V218H48V219H50V220H48L47 219V221H46V227H47V229H51V231L52 230H55L56 231V233H52L53 235H52V237H53V239H55L57 242H58V240H59V242H63L64 244L66 243V246H68V248H70V250L72 249L71 247H73V250H75V252H77V253H75V255L72 253V254H70V260H72L73 259V261H69V259H67L68 258V256L66 257V255H64V257L66 258L65 259V263L64 264H81V262H82V264H113L114 262L112 261H110L109 262V259L110 260H112V258L113 259H120L118 262H117V264H264V260L263 261H260L259 263L256 261L258 258H259V253H254V254H252V256H251V254H250V257H248V250L247 249H249V246L248 245H244L243 243H239V244H237V245H241L240 247L239 246H237L236 244H233V246H234V248H235V252L233 253V254H231V255H229L228 256V258H226V256L227 255H225V253H223V252H215L214 250L213 251H211L212 249H210V248H205V246H203L202 247V245H197L196 244V242H192V243H190L189 244V246H186V247H183V248H181V247H178L176 250L174 249L175 248V246L177 247V245H175V244H171V245H169V249H167L168 247L165 245V244H161V245H159L158 247H156V249H155V254H154V256H146L145 258H144V261L143 260H140V257H139V254L138 253H136L137 251H134V249H133V247H131V246H129L128 247V249L126 248V251H128V252H125V253H122L121 252V247L119 248V247H117L118 245H124L125 243H123L124 241V239H119L118 241H116V240H112V238H110L111 237V235L109 236V232H107L106 234L105 233H102V230H94L93 228H92V225H91V222H88V221H91L89 218L90 217H88V216H83L82 218L81 217H77V218H79V219H83L82 221L83 222H88L87 223V225H86V223H84V224H82L81 223V221L78 219L77 220V218L74 216V215H64L63 216V214H65V213H63V210H61V209H56L55 208V211L54 212H56V213H52V209H54L53 207H51V206H49V207H47L46 209H44L42 206H37V204H33V203H30L29 205H31V207H32V209H31V207L30 206H28L27 204L26 205H24L25 203H22L23 201H24V199L25 198H23V199H21ZM56 199V200H57ZM58 199V200H59ZM249 199V200H248ZM254 199H255V201H257V203L254 201ZM263 199V200H262ZM16 200V201H15ZM20 200V201H19ZM112 201V202H110V201ZM205 201L206 200H209V199H204ZM261 200V201H260ZM12 201H13V203H12ZM22 201V202H21ZM108 201V202H107ZM217 201V200H216ZM214 202V204H216L215 206H217V207H219V208H224V207H226V205L225 204H223V203H221V202H219V201H217V202ZM262 202V203H259V202ZM7 202V203H6ZM10 202V203H9ZM218 202L220 203V204H218ZM249 202V203H248ZM252 202H254V204L252 203ZM6 204V205H5ZM16 204V205H15ZM19 204V205H18ZM23 204V205H22ZM201 204L203 205V204H205V202H201ZM200 204V205H201ZM260 204V205H259ZM263 204V205H262ZM18 205V206H17ZM21 205V206H20ZM34 205V206H33ZM107 205H108V207H107ZM110 205H112V206H110ZM222 205V206H221ZM10 206H12V209L11 208H9ZM14 206H16V207H14ZM35 206H37V207H35ZM103 208H102V207ZM110 206V207H109ZM8 207V208H7ZM30 207V208H29ZM43 208V210H41V208ZM112 207H113V209H112ZM38 209V210H36V209ZM49 208H52V209H50L49 210ZM109 208V209H108ZM11 210V211H13V212H8V211H6V210ZM17 209V210H16ZM105 209V210H104ZM40 210L43 212H40ZM47 210H49V211H47ZM59 212H58V211ZM103 210L104 211H106V212H103ZM3 211H6V212H3ZM22 211V212H21ZM28 211H30V212H28ZM49 214H47L46 212ZM16 212V213H15ZM50 212H51V215H50ZM6 213V214H5ZM26 213V214H25ZM42 213V214H41ZM45 213V214H44ZM57 213H60L59 215H62V216H58V217H56L55 218V216H57V215H55V214H57ZM62 213V214H61ZM104 213V214H103ZM106 213V214H105ZM17 215V216H16ZM53 215H55L54 217H53ZM107 217H106V216ZM253 215V216H252ZM20 216V217H21ZM46 216V217H45ZM52 216V217H51ZM65 216H67L66 217V219H65ZM68 216H69V218H68ZM95 216H98V214H96L95 213ZM49 217H51V218H49ZM62 217V218H61ZM73 217V218H72ZM75 217V218H74ZM84 217H88L87 219L86 218H84ZM22 219H24L23 217H21ZM16 219H18V218H16ZM59 219H60V221H59ZM250 219V220H249ZM11 220V219H10ZM25 220V219H24ZM29 220V219H28ZM55 220H56V222H55ZM86 220V221H85ZM88 220V221H87ZM59 222V223H58ZM66 222V223H65ZM70 222V223H69ZM253 222H254V224H253ZM47 223H50V224H47ZM81 223V224H80ZM90 223V224H89ZM6 224L9 226L11 223H9V222H6ZM6 224H3V225H0V227H1V229H0V248H4V250H7V251H4V250H0L1 252H0V264H8V262H9V264H10V262L12 261V263L15 261H18V260H25V259H28V261L26 262L27 264H35V263H37L38 264V262L40 263V260H36V259H33L32 258V256H31V252L32 251H34L33 249H32V247L34 246V247H36L37 246V243H34L35 241H33V242H31V241H29L30 243H28V245H27V243H25V242H28V241H22V240H20L19 241V243H14L13 241V239H11L12 237H11V234H10V232L8 231V228L6 229V228H4L5 226H7ZM59 224V225H58ZM60 224H62L61 226H60ZM67 224H70V227H69V225H67ZM67 225V226H66ZM82 225H84V227L82 226ZM2 226H3V228H2ZM50 226V227H49ZM60 226V227H59ZM79 226H81V227H79ZM89 226H90V229H88L89 228ZM52 227V228H51ZM75 227L76 228V230L78 231L77 233H80V234H78L77 235V233H75V229H73V228ZM78 227V228H77ZM87 227V228H86ZM60 228V229H59ZM71 228V229H70ZM253 228V229H252ZM66 229V230H65ZM79 229V230H78ZM83 229V231H80V230H82ZM90 230L91 231V229H92V231H91V233H92V235L91 234H87L88 232H90V231H88V230ZM3 230V231H2ZM62 230V232H60V231ZM70 230H72V231H74V232H72V231H70ZM87 232H86V231ZM93 230H94V232H93ZM11 231V230H10ZM58 231V232H57ZM71 232V234H70V232ZM85 231V232H84ZM65 232V233H64ZM69 232V233H68ZM82 232L84 233L83 234V236H84V239H83V236H82ZM95 232H97V234L95 233ZM104 232V231H103ZM60 233H64V234H61L60 235ZM72 233H74V235L72 234ZM87 235H86V234ZM94 233H95V235H94ZM251 233V234H250ZM107 235V236H102V235ZM255 234V235H254ZM3 235V236H2ZM5 235V236H4ZM68 235V236H67ZM69 235H73V237L75 238L76 236H77V238H75V240L74 241H72V243H71V241L70 240H67V241H65V239H67V237H69V238H71ZM79 235H80V237H79ZM86 236H88V237H86ZM90 236V237H89ZM93 236H95V237H93ZM101 237H103V238H101ZM106 237H108V238H106ZM253 237H255V238H253ZM83 239L82 241H84L83 243H82V241L81 240H79V239ZM90 238V239H89ZM110 238V239H109ZM77 239L79 240V241H81V242H79V241H77ZM86 239H87V241L88 242H86ZM104 240V242H103V240ZM254 239H256L255 241H254ZM93 242H92V241ZM121 240L123 241V242H121ZM91 241V242H90ZM102 241V242H101ZM106 241V242H105ZM12 242V243H11ZM75 242V243H74ZM76 242H78V244L76 243ZM90 242V243H89ZM225 244H230V241L229 240H226V239H224V241H223ZM255 242H257V243H259V244H255ZM9 243V244H8ZM15 245H14V244ZM70 243V244H69ZM94 243V244H93ZM107 243V244H106ZM16 244H18V245H16ZM19 244H22L21 246L19 245ZM23 244L26 246V248L23 246ZM29 244H31V248L29 249L28 248V246H29ZM36 244V245H35ZM78 246H77V245ZM81 244V246H83L84 244V246L83 247H85V252L87 251V252H89V253H87L86 252V254L84 253V248L83 247H81L82 248V251L80 250V254H78V251L79 250H77V247L78 248H80V245ZM99 244V245H98ZM102 244V245H101ZM71 245V246H70ZM89 245V246H88ZM174 245V246H173ZM258 245V246H257ZM13 246H18V247H13ZM165 248H163V247ZM248 246V247H247ZM6 247V248H5ZM9 247V248H8ZM11 247V248H10ZM20 247H24L23 248V251H20L19 249H21L22 250V248H20ZM76 249H75V248ZM117 247V248H116ZM161 249H160V248ZM172 247H174L173 249H172ZM199 249H198V248ZM201 247V248H200ZM250 247V248H251ZM261 247V248H260ZM28 248V249H27ZM87 248V249H86ZM129 248H130V250H129ZM185 248V249H184ZM244 250H243V249ZM13 249H15V250H13ZM117 249H119V250H117ZM157 249H160V250H157ZM164 249V250H163ZM180 249V250H179ZM182 249V250H181ZM237 249H239L238 251H237ZM72 250V251H73ZM88 250H90V251H88ZM163 250V251H162ZM261 250V251H260ZM116 251V252H115ZM119 253H118V252ZM129 251H134L133 253H131V252H129ZM158 251V252H157ZM159 251H162V252H160L159 253ZM243 252V254H242V252ZM24 252V253H23ZM27 252V253H26ZM96 252V253H95ZM120 252H121V254L123 255V257L125 258V256L127 257L125 260L123 259V257L120 255ZM209 252H211V253H209ZM95 253V254H94ZM14 254V255H13ZM59 254V256H57ZM56 253V254H54L52 257H51V255L50 256H48L47 258H49L48 259V261L47 260H44V263L45 264H47V262H48V264H50V262L49 261H51V264H52V262H53V264H55L56 262H54L55 260H50L51 258H54V259H56L57 260V258L59 257V258H61L60 256H63V255H61L60 253ZM76 254L78 255L77 257H76ZM85 254V255H84ZM88 254V255H87ZM90 254V255H89ZM93 254V255H92ZM126 254V255H125ZM128 254V255H127ZM130 254H132V256H130ZM138 254V255H137ZM218 254V255H217ZM240 254V255H239ZM17 255V256H16ZM69 255V254H68ZM71 255H74L72 258H71ZM92 255V256H91ZM95 255H97V256H95ZM133 255H134V257H133ZM206 255V256H205ZM243 255V256H242ZM255 255V256H254ZM262 255H264V253L262 254ZM54 256H56V257H54ZM89 256V257H88ZM120 256H121V258H120ZM138 256V257H137ZM241 256V257H240ZM258 256V257H257ZM20 257V258H19ZM30 259H29V258ZM74 257H76L75 259H74ZM79 257V258H78ZM87 257V258H86ZM96 257V258H95ZM198 257H200V259L198 258ZM201 257H203L202 259H201ZM244 257V258H243ZM46 258V259H47ZM58 258V259H59ZM82 260H81V259ZM92 258V259H91ZM101 258V260H100V262H99V259ZM107 258H108V260H107ZM134 258V259H133ZM138 260H137V259ZM155 258V260H156V262H154V261H152L153 259ZM158 258V259H157ZM197 258H198V260H197ZM33 259V260H32ZM77 259V260H76ZM96 259V260H95ZM103 259H104V261H103ZM225 259V260H224ZM7 260V261H6ZM36 260V261H35ZM43 260V259H42ZM41 260V264H44V263H42L43 261ZM81 261V262H79V261ZM87 260H89V261H87ZM98 260V261H97ZM106 260V261H105ZM206 261V263H205V261ZM5 261V262H4ZM31 261V262H30ZM35 261V262H34ZM38 261V262H37ZM47 261V262H46ZM74 261H78V262H74ZM85 261V262H84ZM203 261V262H202ZM225 261H227V262H225ZM25 264V263H24ZM56 264H60V263H56ZM116 264V263H115Z\"/></svg>",
    "mask_w": 264,
    "mask_h": 264
}]
</instances>
